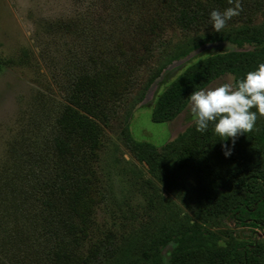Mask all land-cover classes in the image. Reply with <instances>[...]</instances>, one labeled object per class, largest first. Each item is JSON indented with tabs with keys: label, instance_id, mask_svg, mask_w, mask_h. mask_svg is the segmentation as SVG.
<instances>
[{
	"label": "rangeland",
	"instance_id": "374dc122",
	"mask_svg": "<svg viewBox=\"0 0 264 264\" xmlns=\"http://www.w3.org/2000/svg\"><path fill=\"white\" fill-rule=\"evenodd\" d=\"M171 1L0 0V250L5 238H12L19 229H24L18 232L19 243L29 236L25 231L28 218L19 207L24 194L42 185L37 179L36 155L51 134L54 111L62 102L67 103L75 84L89 85V78L95 80L117 114L111 116L109 125L99 122L107 139L101 151L89 154L85 174L93 181L78 206V216L70 222L71 234H59L65 235L72 247L80 245L66 259L82 264L92 251L104 247L99 255L107 257V264L117 254L112 255L114 251L109 249L133 240L142 244L159 227L164 215L157 218L154 209L149 211L153 193L144 191L136 180L139 172L153 179L159 192L186 213L176 190L171 192L160 184L125 145L123 127L129 126L133 141L148 143L164 153L167 145L195 126L191 123L190 102L170 123L152 121L153 107L165 88L187 66L212 53L258 48L247 43L215 42L170 62L168 55L174 47L193 36L174 26ZM261 1V11L253 18L255 26L264 23ZM141 56L145 63L139 62ZM161 67L160 75L143 93L148 80ZM225 83L235 86V75H223L205 90ZM260 127H264V116L258 115L254 128ZM48 154L47 149L45 161ZM188 184L202 191L205 183L189 173ZM207 227L219 239L231 242L243 231L227 218H217ZM174 249V243L162 246V264H172ZM14 259L11 257L16 264Z\"/></svg>",
	"mask_w": 264,
	"mask_h": 264
},
{
	"label": "trees",
	"instance_id": "16d2710c",
	"mask_svg": "<svg viewBox=\"0 0 264 264\" xmlns=\"http://www.w3.org/2000/svg\"><path fill=\"white\" fill-rule=\"evenodd\" d=\"M234 2L232 5L221 0L170 2L174 26L185 34H193L169 53L170 62L215 42L253 44L258 50L212 53L187 66L157 97L152 112L154 123L173 121L187 107L195 90L205 89L226 74L235 75L237 82L264 63V23L253 24V18L261 11V0H239V15L231 18L236 22H227L219 33L211 26L210 12H223L233 7ZM145 60L141 56L139 62ZM162 69L148 80L143 93ZM89 80V85L75 84L67 103L62 102L54 111L51 134L45 137L44 148L36 155L37 179L42 185L24 194L23 205L19 207L28 218L29 227L25 231L29 236L18 242L22 228L12 238H5L0 264H13L11 257H15L16 264H77L66 258H71L80 245L72 247L65 235L59 234L64 231L71 234L70 222L78 216V206L93 181L85 174L90 165L89 154L101 151L107 139L99 122L109 125L111 116L117 114L95 80ZM128 132L129 126H124L121 136L125 145L160 184L171 192L176 190L174 193L186 213L159 192L153 179L139 172L136 180L144 191L153 193L149 196V211L154 209L157 218L164 215L165 219L159 221V227L142 244L133 240L115 250L109 249L114 251L112 255L116 251L117 254L107 264H162V246L169 243L175 244L172 264H264V245H260L264 239V127L253 128L233 142L231 138L221 140L214 133V122H210L205 132L192 126L167 145L164 153L148 143L133 141ZM224 144L231 148L227 158ZM47 149L50 154L45 161ZM189 173L204 181L202 191L189 186ZM217 218H227L235 227L242 228L238 237L243 241L233 237L232 242L219 239L207 227ZM103 248L92 251L82 264H104L107 257L100 256Z\"/></svg>",
	"mask_w": 264,
	"mask_h": 264
},
{
	"label": "clouds",
	"instance_id": "9594fccd",
	"mask_svg": "<svg viewBox=\"0 0 264 264\" xmlns=\"http://www.w3.org/2000/svg\"><path fill=\"white\" fill-rule=\"evenodd\" d=\"M233 3V0H230ZM241 4L235 0L234 6L223 12H210L211 26L220 32L227 21L239 15ZM191 105V123L196 130L205 132L210 122H214V133L221 140L232 139L239 135L251 132L256 124L257 116H264V63L253 71L245 74L233 86L225 83L211 89L195 90L188 98ZM255 108V111L251 109ZM225 157L231 155V148L224 144Z\"/></svg>",
	"mask_w": 264,
	"mask_h": 264
}]
</instances>
